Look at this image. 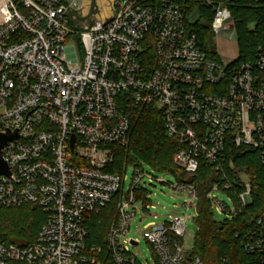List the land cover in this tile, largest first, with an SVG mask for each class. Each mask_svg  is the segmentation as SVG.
Instances as JSON below:
<instances>
[{
	"label": "built area",
	"instance_id": "built-area-1",
	"mask_svg": "<svg viewBox=\"0 0 264 264\" xmlns=\"http://www.w3.org/2000/svg\"><path fill=\"white\" fill-rule=\"evenodd\" d=\"M189 1L112 0V16L98 20L100 10L79 18L86 15L77 0H0V132L19 135L3 148L11 174H0V207L35 204L46 216L26 246L0 235V264H145L131 248L140 241L125 236L138 201L145 211L155 207L146 181L154 179L134 164L126 192L130 162L111 170L113 145L126 146L133 128L121 106L127 100L161 111L166 133L180 145L174 162L185 173L196 174L202 163L219 172L205 197L224 220L252 202L250 176L229 177L226 149L257 152L264 166V53L240 64L212 57L190 25ZM202 5L212 7L213 33L235 29L227 6ZM170 185L198 216L196 184ZM113 200L118 218L106 249L87 244V216ZM169 217L145 226L155 264H204L178 240L188 213ZM253 221L243 246L264 264V213Z\"/></svg>",
	"mask_w": 264,
	"mask_h": 264
},
{
	"label": "trees",
	"instance_id": "trees-1",
	"mask_svg": "<svg viewBox=\"0 0 264 264\" xmlns=\"http://www.w3.org/2000/svg\"><path fill=\"white\" fill-rule=\"evenodd\" d=\"M203 1H189L190 14L197 7L201 11L200 20L190 25L203 48L219 59L211 27L213 10L202 5ZM210 1L224 4L231 11L238 34L239 56L235 63L254 61L259 53H264V0ZM203 20L207 25L202 24ZM121 106L130 116L133 128L126 146L113 145L115 160L111 170L121 171L125 162L137 164L141 160L159 172L171 173L177 179L194 182L200 198L196 220L198 232L191 255L199 256L204 264H260L259 256L248 253L243 246L244 236L254 227L253 219L264 213V166L257 152L242 153L231 144L227 146L226 169L229 177L236 178L241 171L250 176L252 202L232 220L218 221L214 217L211 201L205 194L214 183L220 181L219 172L213 166L202 163L196 174L185 173L174 162V155L180 150V145L166 133L161 111L154 106L137 105L130 100ZM234 188L238 192L243 190V186L238 183H234ZM45 217L43 210L35 204L0 207V235L8 244L26 246L36 240ZM117 218V200H113L101 214H89L87 244L105 248L106 233Z\"/></svg>",
	"mask_w": 264,
	"mask_h": 264
},
{
	"label": "rangeland",
	"instance_id": "rangeland-1",
	"mask_svg": "<svg viewBox=\"0 0 264 264\" xmlns=\"http://www.w3.org/2000/svg\"><path fill=\"white\" fill-rule=\"evenodd\" d=\"M79 6L83 7L82 14L87 15L90 11L91 0H77ZM112 0H97V5L100 12L95 15L98 20H105L112 16L113 10L111 8ZM213 42L215 44L217 53L224 63H228L235 60L239 56L238 47V34L236 30L231 27L227 30H222L220 33L213 34ZM70 43H76L75 40H71ZM143 165L146 172H148L153 181L150 182L149 178L146 179L148 182V190L150 193V200L152 205L149 211L143 209V203L138 201L136 203L137 213L133 217L131 222L130 230L127 232L125 238H135L140 241L137 247H131L135 252L138 253L139 258L145 264H155L156 255L153 252L152 246L146 241L144 237L145 226L150 222L157 224L166 222L169 220L170 215H181L188 213L189 217L186 221V233L184 236L179 237L178 240L183 244L187 250L195 248V238L198 232V224L195 221L197 218V207L191 208L188 212L185 206V201H188L189 197L182 193L177 192L173 189L170 183L176 182V177L171 173L159 172L155 170L150 164L139 160ZM134 173V163H130L128 168L125 170L124 175L126 176L125 191H128V187L131 183ZM243 179H247L243 177ZM217 196L229 205H232L231 197L226 193H217ZM248 203H250V197H247ZM197 205V201L193 202ZM157 216V217H155ZM214 217L218 221L225 219V216L214 209Z\"/></svg>",
	"mask_w": 264,
	"mask_h": 264
},
{
	"label": "water",
	"instance_id": "water-1",
	"mask_svg": "<svg viewBox=\"0 0 264 264\" xmlns=\"http://www.w3.org/2000/svg\"><path fill=\"white\" fill-rule=\"evenodd\" d=\"M99 10L98 5H97V0H91V4H90V11L88 13V15H86V17H78L83 19V18H89L92 14L97 13ZM75 14V13H73ZM72 17V14H71ZM201 17V11L200 8L197 7L189 16V22L191 24H195L200 20ZM73 21V18H72ZM202 24L207 25L206 21H201ZM74 23V21H73ZM75 25V24H74ZM76 26V25H75ZM77 28V27H76ZM78 30V29H77ZM19 137L18 132L17 131H9V132H0V174H6V175H10L11 171L10 168L8 166V164L6 163V161L3 159V148L12 140H15ZM134 242V241H133Z\"/></svg>",
	"mask_w": 264,
	"mask_h": 264
}]
</instances>
